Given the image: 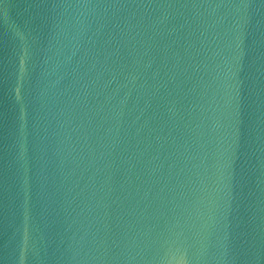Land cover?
<instances>
[{
	"label": "water",
	"instance_id": "water-1",
	"mask_svg": "<svg viewBox=\"0 0 264 264\" xmlns=\"http://www.w3.org/2000/svg\"><path fill=\"white\" fill-rule=\"evenodd\" d=\"M0 264H264V0H0Z\"/></svg>",
	"mask_w": 264,
	"mask_h": 264
}]
</instances>
